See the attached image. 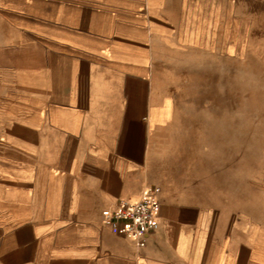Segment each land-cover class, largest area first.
<instances>
[{
  "label": "crops",
  "instance_id": "obj_1",
  "mask_svg": "<svg viewBox=\"0 0 264 264\" xmlns=\"http://www.w3.org/2000/svg\"><path fill=\"white\" fill-rule=\"evenodd\" d=\"M164 7L0 0V264H264L206 132L158 91L157 60L180 45ZM150 188L155 232L104 225Z\"/></svg>",
  "mask_w": 264,
  "mask_h": 264
},
{
  "label": "rangeland",
  "instance_id": "obj_2",
  "mask_svg": "<svg viewBox=\"0 0 264 264\" xmlns=\"http://www.w3.org/2000/svg\"><path fill=\"white\" fill-rule=\"evenodd\" d=\"M161 15L180 45L157 60L158 91L175 94L182 125L206 132L227 215L258 226L263 259L264 0H165Z\"/></svg>",
  "mask_w": 264,
  "mask_h": 264
},
{
  "label": "built area",
  "instance_id": "obj_3",
  "mask_svg": "<svg viewBox=\"0 0 264 264\" xmlns=\"http://www.w3.org/2000/svg\"><path fill=\"white\" fill-rule=\"evenodd\" d=\"M160 202L153 189H147L140 200H120L103 212V223L113 232L140 241L159 228Z\"/></svg>",
  "mask_w": 264,
  "mask_h": 264
}]
</instances>
